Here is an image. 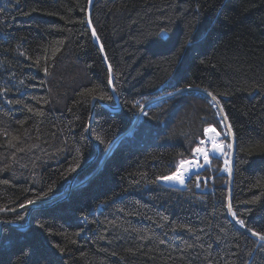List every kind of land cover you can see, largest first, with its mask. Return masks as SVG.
I'll return each mask as SVG.
<instances>
[{"label": "trees", "instance_id": "16d2710c", "mask_svg": "<svg viewBox=\"0 0 264 264\" xmlns=\"http://www.w3.org/2000/svg\"><path fill=\"white\" fill-rule=\"evenodd\" d=\"M87 4L0 0V264H264V0H93L117 110Z\"/></svg>", "mask_w": 264, "mask_h": 264}, {"label": "water", "instance_id": "95a60500", "mask_svg": "<svg viewBox=\"0 0 264 264\" xmlns=\"http://www.w3.org/2000/svg\"><path fill=\"white\" fill-rule=\"evenodd\" d=\"M92 1H93V0H88V4H87V11H86L87 25H88V27H89V29H90L91 34H92L93 41H94V43L97 45L99 51L101 52V55H102V57L104 58V61H105L106 66H107V68H108V71H109V82L111 81V82H110V89H111V92H112V94H113V97H114V100H115V104H114V105H109V104H107V103H105V102H103V101H99V102H100L102 105H104L105 107H107V108H109V109H111V110H117V109H119V99H118L117 95L115 94V92H114V90H113V87H112V80H113V78H112V71H111V68H110V66H109V64H108V62H107V58H106V55H105V52H104V49H103V45H102L100 39L98 38V36H97V34H96V32H95V30H94L92 24H91L90 13H91V5H92ZM93 32H94L95 34H93ZM93 110H94V102H93L92 107H91V113H90L91 115H90V118H89L88 128H87L88 136H89V138H91V139H92V137H91V132H90V125H91V120H92ZM92 142H93V144H94V147L97 149V148H98V145H97L96 141L92 139ZM211 154H212V152H211ZM73 181H74V178L71 180V182H69V184H68V186H67V189H66V191L63 193V195H62L61 197H59V198L57 199V201L53 202V204L56 203V202H58V201H60V200H62V199H64V198L68 195L69 191L72 189ZM159 181H160V182H163L161 179H160ZM182 185H183V184H182ZM182 185H180V186H182ZM35 207H37V205L31 206V208H30L29 211H31V210L34 209ZM27 214H28V215L26 216V218L28 219V218H29V213H27ZM26 221L28 222V220H26ZM27 222H26L25 224H20V223H16V222H8V224L11 225V226H13V227H15V228L24 229V228L27 226ZM4 224H5L4 221H0V235H1L2 226H3Z\"/></svg>", "mask_w": 264, "mask_h": 264}, {"label": "snow or ice", "instance_id": "6c2138e0", "mask_svg": "<svg viewBox=\"0 0 264 264\" xmlns=\"http://www.w3.org/2000/svg\"><path fill=\"white\" fill-rule=\"evenodd\" d=\"M93 34H95V33L93 32ZM209 95H211V94L209 93ZM101 98H108V99H110V97H101ZM215 100H216V97L215 96H212V101H215ZM207 131L208 130L206 129L205 132H207ZM97 139H99V137H97ZM228 147L231 148V144H229ZM217 149L220 150V151H223V148H222L221 145H217V144L213 143V150H217ZM193 151H194V153L203 152L204 153V160H205L206 163L208 162V153L204 149L196 148ZM227 163L228 162L225 161V164L226 165H227ZM186 171H187V174L188 175L191 174L189 170H186ZM160 179L165 180V181H176V182H178L180 184H184L185 183V172H181V171L178 170L175 174L169 175V176H164V177H161ZM199 179L200 178L197 177V180L198 181H199ZM5 183H7V182L5 181ZM32 203H34V202L31 201V200L27 201V204H32ZM19 207L23 208V207H25V205L24 204H21V205H19ZM228 208H229V211L231 212L232 211L231 204L228 205ZM3 210L4 209H0V211H3ZM232 215L235 217L236 216V213L235 212H232ZM237 223H239L241 226H244V224H245L244 220L239 219L238 217H237ZM249 231H252V230L249 229ZM252 234L255 235V236H259L261 239H264V234H261V233H258V232H254V231H252ZM60 251L63 252L64 249L61 248Z\"/></svg>", "mask_w": 264, "mask_h": 264}, {"label": "rangeland", "instance_id": "374dc122", "mask_svg": "<svg viewBox=\"0 0 264 264\" xmlns=\"http://www.w3.org/2000/svg\"><path fill=\"white\" fill-rule=\"evenodd\" d=\"M208 131H209V129H207ZM210 132H212V135H209V136H207L206 135V138L210 141V147H209V149L208 150H205L208 154H210L211 155V152H213L212 153V155H217V156H220L222 153H223V151H219V152H217V151H213L212 150V147H213V143H215V144H217V145H221L222 146V144L220 143V141L218 140L219 139V134L213 129V128H210ZM207 131V132H208ZM206 132V133H207ZM216 132V133H215ZM223 147V146H222ZM201 149H203V148H201ZM199 157H202L203 159H204V153L203 152H200V153H198V157H196L195 159H193V160H190V161H186V162H183V163H181L180 165H179V167H178V169L175 171V173L179 170V171H181V169H184L185 171L186 170H189L190 171V173H192L193 171H196L198 168H199V164H198V159H199ZM190 168V169H189ZM175 173H173V174H175ZM172 174V175H173ZM189 175L188 174H186V176H185V179L188 177ZM162 180V179H161ZM163 181V183H165V184H169V185H182V184H180V183H178V182H176V181H165V180H162Z\"/></svg>", "mask_w": 264, "mask_h": 264}, {"label": "bare ground", "instance_id": "6f19581e", "mask_svg": "<svg viewBox=\"0 0 264 264\" xmlns=\"http://www.w3.org/2000/svg\"><path fill=\"white\" fill-rule=\"evenodd\" d=\"M211 130L209 129V131L206 133V135L207 136H209V135H212V132H210ZM216 133V132H215ZM212 150H213V147H212ZM213 151H217V152H219L220 150H213ZM213 153V152H212ZM190 169V168H189ZM181 172H185V176H186V174H187V171H185L184 169H181Z\"/></svg>", "mask_w": 264, "mask_h": 264}]
</instances>
